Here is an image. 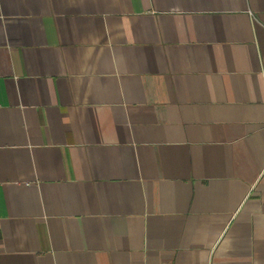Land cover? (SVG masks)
I'll list each match as a JSON object with an SVG mask.
<instances>
[{
    "label": "crops",
    "instance_id": "0c3cea01",
    "mask_svg": "<svg viewBox=\"0 0 264 264\" xmlns=\"http://www.w3.org/2000/svg\"><path fill=\"white\" fill-rule=\"evenodd\" d=\"M0 264H264V0H0Z\"/></svg>",
    "mask_w": 264,
    "mask_h": 264
}]
</instances>
